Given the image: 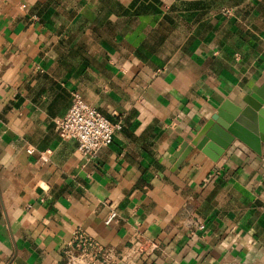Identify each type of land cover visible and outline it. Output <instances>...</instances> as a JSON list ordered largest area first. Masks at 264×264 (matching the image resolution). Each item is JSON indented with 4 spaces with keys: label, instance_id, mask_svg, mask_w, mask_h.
Masks as SVG:
<instances>
[{
    "label": "crops",
    "instance_id": "0c3cea01",
    "mask_svg": "<svg viewBox=\"0 0 264 264\" xmlns=\"http://www.w3.org/2000/svg\"><path fill=\"white\" fill-rule=\"evenodd\" d=\"M263 87L264 0H0V264H66L77 230L116 264H264V145L176 167ZM76 93L121 124L92 158L56 128Z\"/></svg>",
    "mask_w": 264,
    "mask_h": 264
},
{
    "label": "built area",
    "instance_id": "2783aa9c",
    "mask_svg": "<svg viewBox=\"0 0 264 264\" xmlns=\"http://www.w3.org/2000/svg\"><path fill=\"white\" fill-rule=\"evenodd\" d=\"M56 128L62 140H75L79 153L92 158L101 148L113 143L121 124L103 116L96 107L86 103L76 93L66 115L56 120ZM115 217L116 213H111L106 223L110 224ZM198 228L203 230L205 226L200 223ZM147 245L141 244V248ZM65 255L66 264H116L126 257L85 235L81 230L73 234Z\"/></svg>",
    "mask_w": 264,
    "mask_h": 264
},
{
    "label": "water",
    "instance_id": "95a60500",
    "mask_svg": "<svg viewBox=\"0 0 264 264\" xmlns=\"http://www.w3.org/2000/svg\"><path fill=\"white\" fill-rule=\"evenodd\" d=\"M255 92L257 96L245 99L244 108H232L226 103L190 145L181 147L176 154V167L183 163L194 147L218 161L235 140L261 154L264 145V87Z\"/></svg>",
    "mask_w": 264,
    "mask_h": 264
}]
</instances>
